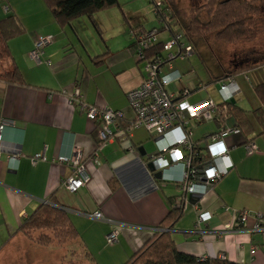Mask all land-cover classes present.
I'll use <instances>...</instances> for the list:
<instances>
[{
  "label": "crops",
  "instance_id": "crops-1",
  "mask_svg": "<svg viewBox=\"0 0 264 264\" xmlns=\"http://www.w3.org/2000/svg\"><path fill=\"white\" fill-rule=\"evenodd\" d=\"M123 5L120 2V7L99 12L94 20L80 17L63 28L44 0H0V19L17 15L26 29L7 47L2 43L0 55L4 60L0 68V123L5 121L0 156V264H56L50 250L32 244L18 232L24 220L51 198L67 208L80 234L79 242L95 264H124L158 230L171 202L184 195L180 185L183 164L151 170L157 137L145 128L133 130L128 145L118 139L108 143L100 154V164H95L91 158L97 147L98 123L70 100L69 94L79 86L88 104L121 109L127 120L132 118L127 94L144 79L132 31L149 29L141 10H126ZM160 25L150 29H161ZM42 35L50 37L51 43L45 47L43 62L37 63L29 53ZM15 67L20 79L6 78ZM174 69L182 78L169 89L179 92L186 88L181 86L184 74L175 65ZM229 78L239 88L234 104L246 111L252 132L248 137L243 132L226 137L233 167L206 193L186 195L185 213L172 230L173 239L179 250L200 258L264 264L262 233L225 229L227 224H235L243 211L264 217V122L256 112L261 108L264 116V100L256 90L264 82V65L216 82ZM193 93L191 90L190 95ZM211 122L217 128L206 129L200 137H195L190 125L193 140L202 146L222 126L216 120L196 123ZM249 139L257 143L258 152L247 153ZM75 148L83 151L91 179L71 192L63 185L71 168L56 158L70 156ZM41 152L46 160L33 165L31 156ZM12 153L21 154L16 169L7 160ZM98 211L116 222L117 243L106 240L113 224L88 216ZM201 212H210L211 217L201 222ZM254 222L250 218L248 227ZM241 225L238 222L236 228Z\"/></svg>",
  "mask_w": 264,
  "mask_h": 264
},
{
  "label": "built area",
  "instance_id": "built-area-1",
  "mask_svg": "<svg viewBox=\"0 0 264 264\" xmlns=\"http://www.w3.org/2000/svg\"><path fill=\"white\" fill-rule=\"evenodd\" d=\"M150 1H154L159 8L163 6L162 0ZM5 10H9L8 5L5 6ZM159 33L156 28L133 33L138 43L137 56L141 62L144 79L139 87L130 90L127 94L129 105L133 110L131 119L127 120L124 110L88 104L79 86L69 96L71 102L85 112L88 118L98 123V142L91 158L95 164H100V154L108 143L118 139L127 145L130 144L132 132L137 128H145L156 136L157 153L151 157L155 167L163 169L176 163L184 166L180 183L184 195L178 200V204L185 207L188 200L186 195L206 193L229 173L233 163L230 159V148L225 140L228 135L242 131L240 127L226 125L212 135L204 146L193 140L191 122L215 120L219 104L208 97L192 103L188 101L191 94L189 88H183L179 92L169 89L173 83L179 82L182 78L180 71L174 69L173 60L188 58L195 52V48L186 40L182 31L175 30L171 33V38L163 42L164 57L148 58L147 50L160 40ZM50 43V37L39 36L29 53L30 57L37 63L43 62L45 47ZM46 62L51 63L50 60ZM202 87L201 85L200 88ZM238 91L234 79L222 81L219 87V93L223 98L221 103L231 101ZM4 128L5 121L0 123V156L3 149ZM245 148L249 154L259 151V146L253 140L247 141ZM20 155V153H12L8 156L7 160L11 168L18 167ZM84 158L80 148H75L70 156L59 155L56 158V161L71 168V173L63 181V185L71 192L85 187L90 182L91 176ZM30 159L32 164L36 165L46 160V156L41 152L34 154ZM88 216L113 224L106 236L107 243L115 244L119 241L120 233L114 220L106 218L100 211ZM209 217H211L210 212H201L199 221H206ZM250 218L255 222L248 227ZM238 222L242 225L236 228ZM225 229H247L250 232L262 233L264 238V217L261 213L251 215L243 211L237 215L235 224H227ZM159 230L161 229L158 228L157 231Z\"/></svg>",
  "mask_w": 264,
  "mask_h": 264
},
{
  "label": "trees",
  "instance_id": "trees-1",
  "mask_svg": "<svg viewBox=\"0 0 264 264\" xmlns=\"http://www.w3.org/2000/svg\"><path fill=\"white\" fill-rule=\"evenodd\" d=\"M163 6L159 8L154 1L156 15L158 16L162 28H156L159 32L168 30L174 33L178 27L195 48V52L201 54L199 47L201 43H207L210 35L220 42L236 43L254 36L252 29V18L259 13L260 8L256 0H207L204 4L190 8L181 7L178 0H162ZM45 4L53 14L56 22L61 27H67L80 17H88L94 20L95 16L102 11L115 7H120L119 0H44ZM205 11L208 18L201 17ZM177 26V27H176ZM154 29V28H153ZM141 30L136 28L132 34ZM147 31V30H146ZM26 33V29L17 15L11 14L0 19V40L6 45L16 37ZM135 38V36L133 35ZM136 54L138 53V43L136 41ZM163 42L159 40L147 50V57H164ZM208 44V43H207ZM215 59V53L212 51ZM138 58V56H137ZM204 58V57H203ZM139 61V59H138ZM204 62L205 58H204ZM141 64V62L139 61ZM264 65V56L256 58L245 64L227 69L218 64L219 73L214 75L211 67V81L216 82L227 77H232L237 73L248 71ZM5 77L16 80L20 79L17 67L5 74ZM256 90L264 100V82L256 86ZM256 112L261 113V121L264 122L261 108ZM215 120L226 126L232 121L233 126L240 127L246 137L252 132L250 119L246 111L231 101L219 104L218 114ZM252 139H249L251 141ZM171 210L159 224L161 230L153 233L147 241L137 249L124 264H240L224 258H200L190 253L179 250L173 239L172 230L183 218L185 207L177 201L171 202ZM40 229H59L64 238H79L80 234L71 222L68 212L64 206L59 205L54 198L42 204L37 211L24 220L18 229L19 233L31 238V232ZM50 237L45 236L36 240L39 245L50 243Z\"/></svg>",
  "mask_w": 264,
  "mask_h": 264
},
{
  "label": "rangeland",
  "instance_id": "rangeland-1",
  "mask_svg": "<svg viewBox=\"0 0 264 264\" xmlns=\"http://www.w3.org/2000/svg\"><path fill=\"white\" fill-rule=\"evenodd\" d=\"M206 1L207 0H178L180 6L187 9L202 5ZM120 2L125 4L123 6H125L126 10L137 8V11H142L145 17L144 22L149 30H151L150 27H152V25L161 24L156 15L154 4L150 0H120ZM256 3H258L260 11L252 18L253 20H251L254 36L246 37L236 43H225L218 41L213 34L208 37V44L204 42L200 44L199 51L201 54L194 52L188 58H177L173 60V64L180 68L184 74L181 86L195 91V93L189 95L190 101L193 102L196 98L201 97L212 98L217 104L223 101L219 93L220 84L218 82H210L211 74L209 72V66L213 73H219V63L225 68L233 70L237 66L264 56V0H256ZM141 7L144 9L146 7L148 10H142ZM201 17L203 19L208 18L205 11H202ZM82 20L88 19L87 17H83ZM176 30L181 31L178 27ZM159 36L170 39L171 33L166 30L163 33H159ZM2 43L3 42L0 40V55L3 54ZM212 51L215 53L217 59L213 57ZM3 62L4 60L2 61L0 58V68ZM201 85L203 86L202 88H200ZM198 88H200V90H197ZM191 126L194 128L195 137H200L206 129L217 128L214 122L199 125L193 121L191 122ZM45 236L51 238L49 244L39 245L36 243V240ZM27 239H29L32 244L50 250L49 252L52 257L56 258V264H95L92 258L86 253L84 247L80 244L79 238H64L59 229L35 230L31 232V238L27 237Z\"/></svg>",
  "mask_w": 264,
  "mask_h": 264
},
{
  "label": "water",
  "instance_id": "water-1",
  "mask_svg": "<svg viewBox=\"0 0 264 264\" xmlns=\"http://www.w3.org/2000/svg\"><path fill=\"white\" fill-rule=\"evenodd\" d=\"M231 102L235 103V99L232 98V99H231ZM149 166L151 167V170L156 171V167H155L153 161H151V162L149 163Z\"/></svg>",
  "mask_w": 264,
  "mask_h": 264
}]
</instances>
